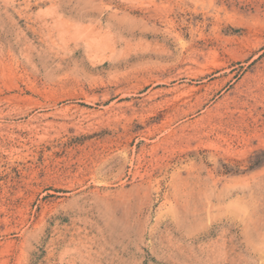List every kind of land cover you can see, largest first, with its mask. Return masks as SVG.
<instances>
[{"label":"rangeland","instance_id":"obj_1","mask_svg":"<svg viewBox=\"0 0 264 264\" xmlns=\"http://www.w3.org/2000/svg\"><path fill=\"white\" fill-rule=\"evenodd\" d=\"M0 264H264V0H0Z\"/></svg>","mask_w":264,"mask_h":264}]
</instances>
